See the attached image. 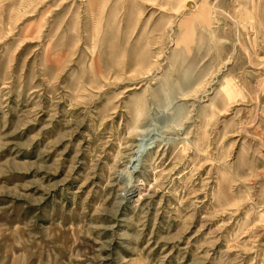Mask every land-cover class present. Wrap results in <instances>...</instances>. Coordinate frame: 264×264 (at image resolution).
Wrapping results in <instances>:
<instances>
[{
    "label": "rangeland",
    "instance_id": "374dc122",
    "mask_svg": "<svg viewBox=\"0 0 264 264\" xmlns=\"http://www.w3.org/2000/svg\"><path fill=\"white\" fill-rule=\"evenodd\" d=\"M0 264H264V0H0Z\"/></svg>",
    "mask_w": 264,
    "mask_h": 264
}]
</instances>
